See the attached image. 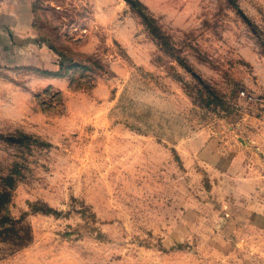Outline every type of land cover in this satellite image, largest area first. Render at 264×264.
<instances>
[{"label":"rangeland","instance_id":"rangeland-1","mask_svg":"<svg viewBox=\"0 0 264 264\" xmlns=\"http://www.w3.org/2000/svg\"><path fill=\"white\" fill-rule=\"evenodd\" d=\"M34 8L59 75L0 74V264H264L229 163L264 173V0Z\"/></svg>","mask_w":264,"mask_h":264},{"label":"crops","instance_id":"crops-1","mask_svg":"<svg viewBox=\"0 0 264 264\" xmlns=\"http://www.w3.org/2000/svg\"><path fill=\"white\" fill-rule=\"evenodd\" d=\"M34 7L35 0H0L1 75L11 72L20 76V73L28 71L34 75L44 72L59 75L57 55L37 38ZM50 77L52 84L59 80L58 76ZM39 79L43 76L40 75ZM247 148L233 146L229 163L234 169L233 189L239 191L238 194L243 193L244 207L239 211H244L245 223L248 219L253 223L264 218V173L261 171L260 175L254 176L247 171L248 165L254 167L259 163L253 148L249 149L251 154L245 158Z\"/></svg>","mask_w":264,"mask_h":264}]
</instances>
